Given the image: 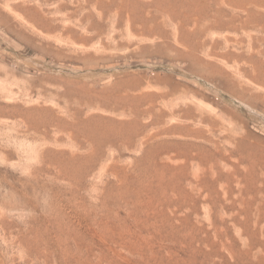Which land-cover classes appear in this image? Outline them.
Here are the masks:
<instances>
[{
	"label": "rangeland",
	"instance_id": "obj_1",
	"mask_svg": "<svg viewBox=\"0 0 264 264\" xmlns=\"http://www.w3.org/2000/svg\"><path fill=\"white\" fill-rule=\"evenodd\" d=\"M0 264H264V0H0Z\"/></svg>",
	"mask_w": 264,
	"mask_h": 264
}]
</instances>
